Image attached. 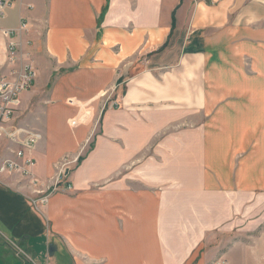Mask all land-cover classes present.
Wrapping results in <instances>:
<instances>
[{
  "label": "crops",
  "instance_id": "1",
  "mask_svg": "<svg viewBox=\"0 0 264 264\" xmlns=\"http://www.w3.org/2000/svg\"><path fill=\"white\" fill-rule=\"evenodd\" d=\"M180 1L12 0L0 9V29L28 21L15 66L37 76L15 124L43 133L33 152L43 187L63 157L82 154L97 121L102 129L68 171L73 187L39 208L28 180L0 175V264L264 260V212L250 221L264 186L241 179L264 163V0ZM8 41L0 36V74L13 66ZM85 108L91 120L80 123Z\"/></svg>",
  "mask_w": 264,
  "mask_h": 264
},
{
  "label": "built area",
  "instance_id": "2",
  "mask_svg": "<svg viewBox=\"0 0 264 264\" xmlns=\"http://www.w3.org/2000/svg\"><path fill=\"white\" fill-rule=\"evenodd\" d=\"M12 4V0H0V9H4ZM28 29V21L23 20L19 28L0 29V36L7 38V62L12 66L7 74H0V146L4 138L9 140L12 147L9 156L0 159V175L17 173L25 180L29 186L33 187L32 193L40 194L32 197V204L39 208L49 201V196L57 191L62 184L71 189L72 184H68V165L70 159H64L57 165V173L52 178V187H43V182L35 175L36 159L33 156L37 143L42 139V133L38 130L28 128L11 127L15 114L19 111L22 102L21 95L30 89L36 80L34 67L25 64L16 67L18 59V34L22 30ZM115 106L119 103L114 102ZM67 181V183H65ZM51 190V193L48 191Z\"/></svg>",
  "mask_w": 264,
  "mask_h": 264
},
{
  "label": "rangeland",
  "instance_id": "3",
  "mask_svg": "<svg viewBox=\"0 0 264 264\" xmlns=\"http://www.w3.org/2000/svg\"><path fill=\"white\" fill-rule=\"evenodd\" d=\"M180 5H176V8L174 9V11H175V13H176V10L178 9V7H179ZM173 11V12H174ZM36 72V71H35ZM36 75H37V73H36ZM33 86V85H32ZM125 86L121 89V92H125ZM67 102H68V104H70V105H73V106H77V104H76V101H75V99L74 98H68L67 99ZM120 105V104H119ZM118 105V106H119ZM82 110V109H81ZM84 112L86 113V114H84ZM87 109L85 108L84 109V111H83V114L81 115V119H80V121L82 120V122H80V123H84V122H86V121H89V120H91L90 119V117H87ZM80 123H78V119L77 118H73L72 120H71V125H73V126H77V125H79ZM14 125H16V127H18V128H28V129H34V130H38V131H40L39 129H36V128H30V127H27V126H20V125H17V124H15V117H14V120H13V124H11L10 126L11 127H13ZM41 132V131H40ZM102 132V129H101V121H97V124H96V130H95V132H94V134L93 135H91V137H90V139H89V141H88V143H87V145H86V147H85V149L83 150V152H82V154L81 155H77V156H75V157H68L67 155L65 156V157H63L59 162H61L62 160H64L65 158L66 159H70L71 160V162H69V167H68V171H71V170H74L76 167H78L81 163H82V161L86 158V156L88 155V153L94 148V146H95V137H96V134H99V133H101ZM42 133V132H41ZM42 137H43V133H42ZM8 142H10L9 140H6V138H4V140L2 141V143L4 144V143H8ZM2 143H1V145H2ZM93 146V147H92ZM8 148V150H9V152L11 153V149H12V147H10V146H8L7 147ZM252 154H255V153H257L258 152V150H253V149H251V150H249ZM10 155H12V154H10ZM7 156H9V155H7ZM216 154L214 153V154H212V155H210V159H213V160H216ZM230 157H232V160H233V158H244L245 156H239V157H237V156H235V155H229ZM81 157H84V159L82 160V161H80V158ZM255 158L256 159H258V156H255ZM58 162V163H59ZM230 162H231V159H230ZM251 163H254V156L252 157V159H251V161H250ZM241 163H245V165L241 168V170H243V169H245L246 167H247V164H248V162L247 161H242ZM37 164V163H36ZM261 168H259V169H257V170H255L254 172H252V173H248V172H242V175H241V179H244V180H246L247 181V183L248 182H250L251 181V179L253 178V179H255V180H257L256 182H258V181H261L262 183H259L258 184V186H264V183H263V181L262 180H264V171H263V161L261 162ZM58 165V164H57ZM236 174H238V173H236ZM68 179V178H67ZM65 183H67V181L65 182ZM71 182L70 181H68V184H70ZM72 184V183H71ZM249 184V183H248ZM43 186H44V183H43ZM45 187H51V184H48V185H45ZM68 189V188H67ZM34 189H33V187H30V198H32V197H37V196H39L40 194H37V193H32V192H34L33 191ZM256 191V190H255ZM258 192H257V197H261V196H263V194H264V188H259L258 190H257ZM57 191H54L53 192V194L54 193H56ZM48 193H51V190H49L48 191ZM52 196V193L50 194V196H49V198ZM245 210H247V209H245ZM262 212H264V202H262L260 205H258V207H257V209H256V215L254 216L255 218H253V217H251V220L250 221H255L256 219L259 221V218L261 217V214H262ZM249 221V222H250ZM257 223V222H256ZM259 228H261V229H263L264 228V224H261V225H259L258 226ZM259 234V233H258ZM243 240H245V237L242 235V237H241ZM227 240V239H226ZM225 240V241H226ZM260 264H264V260L262 259L261 261H260Z\"/></svg>",
  "mask_w": 264,
  "mask_h": 264
},
{
  "label": "trees",
  "instance_id": "4",
  "mask_svg": "<svg viewBox=\"0 0 264 264\" xmlns=\"http://www.w3.org/2000/svg\"><path fill=\"white\" fill-rule=\"evenodd\" d=\"M182 3V0L180 1V4ZM172 21H173V27H175V24H176V17H175V11L173 12V15H172ZM93 147V146H92ZM84 159V157H81L80 158V161H82Z\"/></svg>",
  "mask_w": 264,
  "mask_h": 264
}]
</instances>
